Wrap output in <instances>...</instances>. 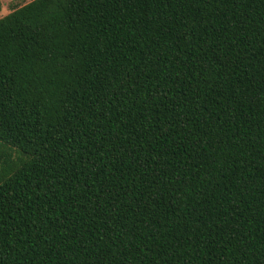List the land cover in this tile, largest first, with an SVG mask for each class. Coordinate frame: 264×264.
<instances>
[{"label":"trees","instance_id":"obj_1","mask_svg":"<svg viewBox=\"0 0 264 264\" xmlns=\"http://www.w3.org/2000/svg\"><path fill=\"white\" fill-rule=\"evenodd\" d=\"M0 264H264V0L0 17Z\"/></svg>","mask_w":264,"mask_h":264},{"label":"rangeland","instance_id":"obj_2","mask_svg":"<svg viewBox=\"0 0 264 264\" xmlns=\"http://www.w3.org/2000/svg\"><path fill=\"white\" fill-rule=\"evenodd\" d=\"M31 0H0V17Z\"/></svg>","mask_w":264,"mask_h":264}]
</instances>
